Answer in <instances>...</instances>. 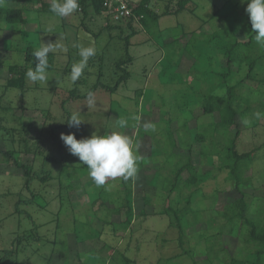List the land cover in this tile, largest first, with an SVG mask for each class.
Here are the masks:
<instances>
[{"label": "rangeland", "instance_id": "1", "mask_svg": "<svg viewBox=\"0 0 264 264\" xmlns=\"http://www.w3.org/2000/svg\"><path fill=\"white\" fill-rule=\"evenodd\" d=\"M43 1L50 5V0ZM176 1L151 0L150 6L161 14L167 4L170 10H175ZM28 6L31 10L26 15L27 20L17 24V31H0V106L5 107L0 111V123L9 131L16 119L18 122L19 116H22L21 122L29 121L27 144H39L41 155L37 154L33 159V152L16 149L17 143H11V137L0 128V248H4L5 252H14L5 257L4 264H120L121 253L132 259L134 264H222L221 258L227 261L229 254L246 257L243 250L238 251L244 246L242 240L246 227L236 221L230 233L226 228L218 238H213L214 242L222 240L220 243L226 252L220 249L216 253L215 258L219 260H204L207 239L217 234L218 225L225 222L216 211L240 195L225 180V171H215L213 164H216V159L212 160L211 165V156L204 159L203 155L198 154L199 145L192 144L191 160L203 178L201 189L191 197L189 207L201 211L202 215L197 223L191 219L187 224L181 223L183 242L179 244L178 230L169 224V217L162 210L169 205L174 209L182 207L185 203L182 198L188 190L169 195L171 164L165 163L164 155L152 156L150 152L152 142L163 144L167 123H171V130L175 133L183 123H187L190 130L205 128L208 133L212 130L219 113L201 115L199 103L183 107L182 100H194L188 94V82L194 81L192 75L196 69L216 68L214 63L223 64L225 58L219 53L216 60L210 62L211 66L195 58L184 47L189 35L182 36L181 31L194 32L202 42L205 35L228 22L236 27L239 39L244 40L247 28L243 30L241 27L243 18L239 15L243 16L246 2L191 0L185 10L159 17L150 31L142 29L130 39L129 53L133 60L127 65L129 78L113 93L96 90L92 105H88L84 97L69 99V91L74 88L83 95L97 78L100 68L103 80H110L112 63L120 56V47L124 43L116 37L117 29L105 28V17L92 15L90 7L87 17L83 18L78 10V13L60 18L42 9L41 2L34 1ZM191 8L192 11L189 10ZM27 42L35 48L40 47L41 43L63 45L67 51L61 48L49 53L52 55V66L48 69L49 79L46 83L32 82L26 77V88L22 92L14 88L5 90V80L13 76L8 67H22V50ZM77 44H95L97 52L92 61L89 59L81 76L85 82H79L80 78L71 85L68 79L71 66L80 59ZM254 75L255 80L247 79L246 85L239 90L246 102L239 107L244 109L248 106V109L244 118L237 121L242 130L237 149L255 152L254 159L241 173L239 184L248 201L245 215L252 219L258 218L257 208L264 196V82L260 80L264 78V65L258 70L256 68ZM61 102H64L62 106ZM61 107L70 115L76 113L84 120L79 128L64 124L65 113ZM125 118L129 126L118 128L119 120ZM253 120L256 121L255 125L252 124ZM146 122L154 123L156 131L146 133L143 130ZM53 126H62L57 130L61 142L59 150L58 143L53 144L45 138ZM230 130L235 129L231 127ZM113 131L132 138L133 150L141 157L137 175L131 179L128 225L120 222L124 219L122 212L108 215L105 209L121 205L124 192L120 178L96 187L86 166L78 157L70 154L60 138L61 133H73L77 139H81L93 133L107 135ZM185 139L191 141L190 135ZM8 149L14 150L11 155L19 164L33 166L37 170L47 154L58 159L64 156L69 175L60 176V184L57 179L59 165L47 163L45 168L50 169L52 177L44 182L32 179L27 189L23 169L7 161L1 153ZM185 175L184 172L182 176ZM32 193L40 196L31 199L30 205L17 202L30 198ZM145 198L148 203H144ZM96 199L98 201L94 203ZM102 200L105 204L103 208L99 205ZM140 209H143L144 215L138 214ZM174 255L177 257H171ZM167 257L171 259L167 260Z\"/></svg>", "mask_w": 264, "mask_h": 264}, {"label": "trees", "instance_id": "2", "mask_svg": "<svg viewBox=\"0 0 264 264\" xmlns=\"http://www.w3.org/2000/svg\"><path fill=\"white\" fill-rule=\"evenodd\" d=\"M34 1L41 2V8L45 11H49V4L45 3L43 0H5V3L0 6V31H17V24L19 22H26L27 20L26 15L31 10L28 8V4ZM150 1L151 0H139L136 5L131 7L133 16L130 15L129 17L116 22L113 21L109 16H104L101 13L103 10L102 0H79V10L81 11L80 14L83 18L88 15V8L90 7L91 12L93 13L92 15L95 14L100 15L102 18L103 16L105 17L107 20L105 28L109 30L117 29L118 33L116 37L120 38L124 43L120 47V56H118L114 63H112L113 70L109 75L110 80H103L101 77L103 76V71L102 68H100L96 74L97 78L91 85H89L88 90L83 95H81L77 93L74 88H72L69 91V99L73 100L82 97L86 98V95L89 91L92 93H94L96 90H102L108 93H113L116 91L118 87L130 76V73L127 71V65L133 60V57L129 53L131 37L142 29L150 31L151 28L157 24L159 17L185 10L186 5L191 2V0H177L175 10H170L169 4H167L164 8V11L160 14L150 6ZM189 10L192 11L193 8ZM134 16H137L138 19H134ZM239 17L243 18V26H241L243 27V30L245 28L248 29H246V39L244 40L239 39L236 34V27L234 28L233 24H229L228 22L225 23L223 27L212 31V33L208 35H205L202 42L196 38L194 32L191 31L188 33L184 30L181 31L182 36H185L186 34L189 35L185 41L184 47L195 58L198 57V59H201L202 62L208 63L209 66H211V61L216 60V57L219 53H221V55H223L225 58V63L223 64L221 63L218 65L217 63H214L215 66H217L216 68L211 67L207 68L206 70L196 69L195 74L192 75L194 81L188 82L189 85L187 84L189 90L188 94H190V96L192 95L194 100H192V102H190L191 99L182 100L183 107H191L192 105H195V103H199L201 107V115L218 112L219 117L215 123H213L212 130L209 133L205 128L190 130L187 123H183L179 128H176L177 133H175L171 130V123H167L164 128L166 133L165 138L163 139V144L161 145L157 141L156 143L152 142L150 144V152L152 156L155 154L164 155L163 157L165 163L171 164L172 177L169 180L168 194L170 195L174 192L176 194H182L184 190H188L187 195L182 198L185 202L182 207H177L174 209L169 205L162 210V213H165L169 217V224L178 230L177 241L179 244L183 242L181 223L184 222L187 224L188 221H190L189 219H191L193 223H197V220L201 218L202 215L201 211L191 210L189 207V201L191 197L201 189L200 183L201 178H203L201 177L200 171L196 169V166L191 160V146L193 143H197L199 145L198 154L200 156L203 155L204 159L210 155L211 165L213 164L212 160L216 159V164H213L215 171H225V180L232 185L233 189L238 194H240L238 197L234 198V200L225 204L221 210L216 211L218 216L220 215L225 219V222L218 225L217 234H214L211 236L212 238L210 237L207 239L208 245H206V256L204 260L211 259L212 261V258L216 257V253L220 249L221 251L226 252V248L220 243L222 240L217 239L216 242H214L213 238H218V236H220L226 228L229 229L227 233H230V228L234 227L235 222L238 221V223L240 222L241 225L246 227L244 238L242 240L244 246L241 247L242 249L238 248L239 253L243 250L246 257L243 256L240 258L241 256H236L237 254H229L227 261L221 258L220 262L222 264H264V196L262 197L263 202L257 208L258 218L252 219L250 217H246L245 215L248 201L245 198V193L239 188L242 178L240 175L254 159L255 152L253 150L239 151L237 149V140L242 131L237 121L239 118H244V114L247 112L246 109H248V106H246L244 109L239 107V105L244 102V98L239 93V90L242 86L246 85L247 79L255 80L254 73L256 68L258 70L263 67L264 46H259L255 42L254 33L251 32V24L245 10L243 16L239 15ZM136 23L140 26L139 28ZM83 28L85 29L86 27L83 25ZM123 32L126 34L124 35ZM197 41H200L201 43L197 44ZM34 49L35 47L27 42L25 49L22 50L24 59L22 67H8L9 73L13 76H10L5 80V84L3 86L5 90L9 88L18 89L21 92L25 90V74L27 70L30 67H33L37 62L36 58L32 54ZM95 56L91 57L90 60L92 61ZM51 60L52 55L49 54V67L52 66ZM242 72L244 75L241 76ZM112 77H115V79L112 80ZM260 80L264 82V78H261ZM82 81L85 82V78H81L79 82ZM184 83L187 82L184 81ZM249 91H251L250 87ZM63 103L64 102H61V106ZM244 104H246V102H244ZM61 108L65 113L64 124L67 125L68 123L66 120L70 117V112H66L63 107ZM1 110H5V107L2 105L0 106V111ZM1 116L5 119L3 115ZM21 118L22 116H19L18 122L17 119L14 121L15 123L10 126L9 131H7L6 127L1 123L0 128H2L11 137V143H17L15 146L16 149L18 148L26 153L33 152V159H35L37 154L41 155L40 146L39 144L34 146H31L33 144H27L26 134L28 133V127L30 123L29 121L21 122ZM255 122L256 121L253 120L252 124L255 125ZM64 124L62 126H64ZM62 126H53L51 130L47 132L48 137H45L53 144L58 143V147L60 146L61 142L58 138L57 130ZM231 127H234L235 130L231 131ZM175 135L178 136L175 137ZM189 135L191 137V141H187L185 139V137H189ZM59 149L60 147L58 150ZM13 151V149H8L1 153L5 155L7 161L13 162L17 167L23 169V175L25 178L24 183L27 189L29 188V184L32 179H37L40 182H44L46 179L52 177L50 174V169L45 168V164L47 163H55L59 165L60 169L57 174V179L60 184L62 183L60 176L67 177L69 175V172L64 165V156H60L58 159L57 156L51 157V155L49 156L47 154L42 159L41 168L37 170L34 169L33 166L19 164L17 160L11 155ZM184 172L186 175L183 177L182 174ZM120 182L123 185L124 192L121 199V205H116L115 207L113 206V208L105 207V209L108 215L113 213L119 214L122 212L124 219L120 220V222H124L125 225H128L131 215V179L124 181L120 178ZM67 187L70 188L69 183H67ZM38 195L40 196V194L32 193L30 198L19 199L17 202L30 205V203H32L31 199L35 200ZM144 200V203H148L147 198ZM96 201L98 200L96 199L94 203H96ZM100 204L101 208H103L105 205L103 200L100 201L99 205ZM18 210L19 209L17 208L16 211ZM138 214L144 215L143 209H140ZM112 223L113 222H109V224ZM4 252V248H0V264H4L6 256L14 253L13 250L10 252L9 250L5 253ZM120 256V264L135 263L124 253H121ZM171 257H177V255ZM166 259L168 260L171 258L167 257Z\"/></svg>", "mask_w": 264, "mask_h": 264}, {"label": "clouds", "instance_id": "3", "mask_svg": "<svg viewBox=\"0 0 264 264\" xmlns=\"http://www.w3.org/2000/svg\"><path fill=\"white\" fill-rule=\"evenodd\" d=\"M245 12L248 15L254 40L259 46H264V0H240L241 4H245ZM5 0H0V6ZM79 0H50L49 11L56 17L64 18L73 15L79 10ZM78 49L79 61L71 66L69 74V83L74 85L83 75L84 70L88 66V61L96 55L97 49L95 44L76 45ZM63 45L54 43H41L40 47L32 51L36 58L35 68H30L26 72V77L32 82H44L49 79V53H54ZM87 104L95 103L93 93L89 91L86 95ZM133 119H139L133 117ZM69 127L79 128L84 121L78 114L73 113L66 120ZM128 120L120 119L118 128H127ZM143 130L155 132L156 125L151 122L143 124ZM60 138L67 147V150L73 156L79 158V161L86 166L88 175L92 179L96 187L105 186L109 180L121 178L124 181L135 178L138 172V162L141 157L133 150L134 141L128 135L119 131H113L107 135H97L93 133L86 138L77 139L73 133L60 134Z\"/></svg>", "mask_w": 264, "mask_h": 264}, {"label": "built area", "instance_id": "4", "mask_svg": "<svg viewBox=\"0 0 264 264\" xmlns=\"http://www.w3.org/2000/svg\"><path fill=\"white\" fill-rule=\"evenodd\" d=\"M139 0H102V14L109 16L113 21H119L132 15L131 7ZM134 19H138L134 16Z\"/></svg>", "mask_w": 264, "mask_h": 264}]
</instances>
